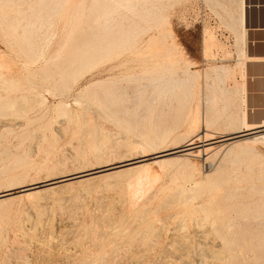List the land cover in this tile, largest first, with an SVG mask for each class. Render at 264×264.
I'll return each instance as SVG.
<instances>
[{"label":"rangeland","instance_id":"374dc122","mask_svg":"<svg viewBox=\"0 0 264 264\" xmlns=\"http://www.w3.org/2000/svg\"><path fill=\"white\" fill-rule=\"evenodd\" d=\"M98 1L99 0H67L63 3V5L58 7V9L54 10L50 9V7H56V5H53L54 3L45 2L47 5H49V9L45 8V11H48L47 14H50L51 17L45 15L46 12H42L43 14L45 13L44 15L48 17H45L44 23H48L49 21H51L52 25L49 26L48 24H46V29V26L41 27V22H38L39 25L37 24L35 28H30L31 30L36 31L34 37L36 43H38L39 46L37 44L36 45L40 48H38L34 44H31L35 47L33 46L32 49H28L24 43V34H20L23 31L25 33V28L21 27L18 29L17 33H19V35L16 32L15 34L13 32L11 33L10 31L12 30L6 27L3 19L1 20L3 16H0V23L3 21L4 29L3 32H1L0 29V59L3 60L4 63V66H0V191H3L0 193H8V196H10L0 199V264H42L43 262L45 264H106L111 260L112 262H110L109 264H187L186 262L189 258L190 260L188 261V264L190 261V264H197L199 259L201 260H199L201 264H264V142H259L254 145L255 153L258 154L252 153L253 155L249 154L245 155L244 157L242 156L239 158L240 160L238 159L239 161L231 158L219 171L217 170V166L221 162L223 151L225 150V146H219L223 143L228 144L235 140V138L223 141L221 143H212L214 147L207 151L209 153L207 155H204V153L197 155L196 150L198 148L196 147L195 149H193L194 153L186 157V160L191 163L190 166L192 168H190V166L188 167V169L190 170L185 169L186 167H184V164L182 163V160L184 158L182 157L183 159H181V156L170 155V157H165V160L163 161V163H165L160 164L162 167L158 163L153 162L155 160V158L153 157L155 155V151L159 152L166 148L172 149V147L174 148L179 145L183 146L190 137H193V133L194 136L198 133L201 134V132L204 130V127L208 130H213L212 132L216 131L215 139L213 140H217L221 137L227 136L224 135V131H227L229 127H234L235 125H237L243 115L247 116L246 114L241 113L242 104L240 105L241 98L239 97L236 83L237 73L240 72V69L236 68L237 60L239 58L237 48L238 42L237 34L231 27V25L234 23L233 19L237 16L238 2L235 1L238 0H104L102 1L101 12L99 15H97V13L95 12V7L97 6ZM0 2L7 5L5 9L7 12L5 13L10 12L13 15L16 14L14 11H17V9H19L21 2H24L23 5L21 4V9L24 7L23 10L27 9L25 10V12L28 13H26V15L24 16L26 20L23 23L24 25L30 21H37V15L40 14L39 11H32V9H28V0H0ZM34 2L36 3V0H30L29 4L32 3L30 6H36L40 1L38 0V4H35ZM133 2L136 3L135 5L138 4L136 11L140 12V16L138 15V13H136V11H134L133 14V10H130L129 7H125L130 3L134 5ZM13 3L16 5H18L19 3V7L15 6ZM119 3L127 5L124 6L122 4L120 5ZM82 6L83 8L81 9ZM139 6L140 8L143 7L142 11H140L141 9L139 8ZM8 7H10V9ZM80 12L83 15V17L81 18L83 19L85 16L86 19L82 20L80 18V20L82 21V25H77V27L79 26L80 28H77L76 30L75 27L76 24H78V22L76 23V19L79 18V16H82ZM145 12L146 15L147 13H149L150 16L145 17ZM108 13H111L112 16L116 18V21L119 20L117 21L118 23L116 22L117 27L115 26L111 32H108L104 28L105 26H98L95 21L97 19L101 21ZM77 14L80 15L78 16ZM152 15L156 17V21L154 20V17ZM129 20H132L133 23ZM139 23L140 27L138 25ZM122 24L127 28H122ZM118 25H120V27H118ZM39 26L42 29L36 30V28ZM97 27L100 28L98 32ZM91 28L92 33H90L89 37L88 34ZM101 28L102 30H105L102 31ZM115 28H118V31L115 30ZM157 28H159V31ZM73 29H75L79 35L76 34ZM80 29L81 31L83 30V32L87 31L85 37H81L83 36V34L81 35ZM160 29H162V32L160 31ZM165 29H167V31H165ZM45 30L47 31L45 32ZM158 32L162 34H158ZM43 33L46 34L44 35ZM70 33H72V39H70L69 37L71 35ZM42 34L44 35V39L42 36H40ZM73 34L75 36H73ZM1 35H3V39ZM76 35L77 37L80 36L81 38H77ZM86 36L88 39L86 38ZM173 36L175 39L170 38ZM73 37L74 39L76 37V39L74 40ZM82 38L87 40H84ZM79 39H82L81 44L78 43ZM149 39H153L154 41H152V43H154L152 44ZM8 40L9 43L6 42ZM69 40H73L75 42L71 41L70 43ZM41 42L43 43L41 44ZM87 42H89V45L93 46L94 48L91 50L92 57L89 62L90 64L81 66L79 64L80 61L77 60L76 64L73 66L71 63V59L74 58L76 53L81 52V48L86 45ZM147 42L149 45L164 44L166 46H174L176 44L175 46L178 49V54L181 53L180 55L182 56H179L181 62L179 61V63L176 65L175 69L177 70V72L175 73L174 78L183 79L184 76L185 78L188 77V75H186L187 71H190L189 73H195L196 71V73H199L197 76L199 80H197V77L195 79L190 78L191 81H194V86L187 87L188 85L182 84L181 88L174 89V91L177 92L178 97H175L176 100L174 101L173 107H170L171 109L168 107V104H165L164 107L161 106L158 108H153L155 111L152 109L153 111L150 110L152 112L148 111L140 114L137 113L136 116H132L129 118L121 117V122H118L116 121V119L112 118L110 114H108V116L107 113H105L101 108H98V110H96L97 105L95 104L96 99L94 96H96V94L101 91L100 82H102L103 80L109 81L118 78L121 79L127 76L128 73L137 72L136 74H139L141 70L140 65L135 61H128L127 64L130 65V67L125 62V65L118 64L119 60L116 59L114 61L117 65L114 62L116 66L112 68L113 70L110 69V72L108 67L110 66L109 64H111V62L109 63V61H107L103 64H98V56L100 54V51H102L104 47H107L109 45H121L125 47L127 45H138L139 43V45L145 46L148 45ZM11 47L13 49H11ZM125 57L126 59H130L128 54L126 56H121L119 59H124ZM182 61H184L185 64ZM132 63L134 65H136L137 63V65L139 66H134ZM187 64H189L190 66ZM224 64L235 68L234 75L231 76V78L227 79V82H224L225 84L218 79L214 70L217 66ZM120 65H122L121 67H125H123V69H125L124 71L128 72L127 74L126 72L122 71L123 69L120 67ZM179 65L181 66L179 67ZM116 67H118V69ZM134 67H136V69ZM185 69L188 70L185 71ZM113 71L115 75L112 74ZM119 71H122V73H119ZM203 72L208 73V79H205ZM202 76L204 77V79L202 78ZM219 87H223L224 89L222 93L225 94L226 92L227 94H225L224 97L222 96L223 102L216 105L217 107L215 108L217 109H210V107L206 104V100H208L210 94H212L214 90H219ZM189 88L190 90H192L191 94L194 96H192V98H190L189 102L186 104V102L183 101V98H185L187 90ZM234 91H236L237 93H235ZM90 92L92 94V97ZM37 93L40 95L43 94L42 96L44 97V99L46 98L43 104H38L36 102L38 104L37 105L35 103V101L37 100H34L35 98L33 96ZM171 94L172 92L169 91L167 96H170ZM179 96L181 98H179ZM225 96L228 98V100ZM27 97H29L28 99L33 97V100H28ZM4 98H9L10 100H6ZM13 99H19L20 105H22L25 110L23 109V107L19 106L18 103V106L21 107H17L18 113L12 110H9L5 113L3 107H5V105H9V103H11ZM167 101L169 102V99ZM86 102L91 105H89L91 108H94L92 110L93 114H91L92 111H89L92 117L87 114L88 112H84L85 109L82 110L83 103H85L86 107H89L87 106ZM92 103L95 105H93ZM184 105H186L187 107ZM61 106H64L66 108V114H62ZM184 107L186 108L184 109ZM195 108H199L197 110H200L199 112H201L197 118L195 116ZM207 108H209L211 112L207 110ZM219 111L220 114H222L221 117ZM207 112L210 116L214 117L215 120L213 121V124H215V126L212 125L211 122L210 124L212 126L207 127L206 122L201 121L202 116L205 117V114ZM81 113L85 115L88 120L91 118L93 120L88 121L87 118L85 119V116L83 117ZM83 119L87 120L86 123ZM138 122L140 124H138ZM133 123L137 128H135ZM227 123L231 124V126L229 125L228 127ZM128 124H130L131 127ZM156 125H158V127ZM170 126L172 127L169 128ZM139 129L141 132L139 131ZM158 129L160 130L158 131ZM133 131H135L136 134H134ZM221 132H223V134H221ZM259 132H264V130H261ZM149 133H158V135H160L156 143H153V140L145 139V136ZM164 133H166V136L162 137V134ZM243 136H240L238 138H242ZM199 139L196 140V143L194 145L203 144L202 139ZM130 140L132 143L130 142ZM134 141H139L141 144L139 142L138 144L140 146L144 144V147H140L139 145L137 146V143H134ZM128 144L130 145V147ZM110 146H112V148ZM138 148L140 150H143L142 153L140 151L137 152L139 150ZM223 148L224 150L221 151V153L219 150H222ZM216 151L218 155H216ZM105 154L107 156H105ZM141 155L147 158L146 162H149V167L152 174H154L155 176L159 175V179H157L158 176H156V179L158 180L157 183L155 182L156 180H152L155 183V187L153 186L154 183H152L153 185L149 186L148 189L147 187H144L145 190H143L142 186H148L151 182L145 185V181L143 184H141L142 186L137 183L135 178H137L138 180V177H140L142 173V176L146 174V171H144L143 169H127L128 166H125L122 167L123 169H125V171L118 174L117 172H114L116 171V169H108L106 171L104 170L105 168L107 169L109 167H112L113 165H119L122 162L125 163L129 159H132L134 157L139 158ZM207 156L209 158L205 159L207 158ZM166 158L171 159L173 161V164L171 163L172 161L170 162V160L166 161ZM232 160H234V162H232ZM181 169L183 170L182 172ZM83 170L84 172L82 173L92 171L94 172L97 170L102 171L97 172L98 174L94 173L89 175H93V179H91V183L85 182L87 185L85 183L84 185L82 183L78 184L79 182L77 183V180L81 177L73 179L72 182L75 183H73V185H71L70 187H56L60 185V182H56L58 181V178L54 179L55 183H52L50 185L48 184L50 181H53L49 180L51 178H55L68 173L74 174L78 171L81 172ZM179 171L181 173H179ZM165 172H167V174H171L173 172L174 178H171V181H169V177H171L173 173L171 175H168V179L167 176H165ZM85 177L86 176H84V178ZM35 182H42V186L36 189H32L31 192L39 189L40 191H35V193L33 194L29 193L30 191H25V193L23 191L22 193V188L31 186V184L33 186V183ZM132 183L134 184V189H137V187H141L140 189H142L144 194H142L143 192H141V194L140 192H138L137 195L129 193L130 191L128 192L127 187ZM89 184L90 186L92 185V188L88 186ZM156 185H159L160 188H158L159 186L157 187ZM179 187L184 188L187 192L186 194L189 196L188 201H182L184 203V206H181L182 210L179 209L181 201H179L180 203L177 202V200H180L182 198L178 199V196L177 200L175 201V197L177 196L176 193L178 192L177 188ZM83 188L87 189L82 190ZM175 188L177 191L175 190ZM57 189L60 191H57ZM151 189L152 191H154L153 193L156 192V194H154L155 197L152 195L154 198L149 195L150 193L147 194L148 191L152 192ZM155 189L157 190L155 191ZM131 192L133 191L131 190ZM11 194H13L14 197L11 196ZM133 195H136L137 197L135 196L134 198ZM143 195H145V197L146 195H148L149 199L152 197L150 200L153 201L151 202L148 199V201L145 202L146 200H144L145 197ZM169 196L172 197L170 198ZM156 197H158L157 200ZM173 197L175 204L177 203L176 205L173 204ZM111 198H113L112 200L119 199L117 201V203H119L117 204L115 200V205L113 203L114 201L111 202L109 200ZM136 198L139 199V202ZM164 198L166 200L170 199V201H168L170 202V204L167 203V210L165 209V207H160L163 203L166 202V200L165 202H162ZM140 199L143 201H140ZM159 199H161L162 203ZM108 200L115 206L112 207ZM126 200L127 203L125 204L124 201L126 202ZM134 200L138 203L136 206ZM35 201H39V203L37 204ZM107 201L109 202L108 206L106 204ZM32 202L35 203L36 206L35 204L33 206ZM30 203H32L31 206ZM77 203L79 204V206L82 205L83 207H79ZM123 203L126 207H130L131 209L135 206V210L140 203L144 204L145 206L148 204L149 205L146 206V208L148 207V209L146 211L147 213H145V206H142L140 204L142 209L140 208V206H138L139 209L137 207L138 211L136 210V212L138 213L139 210H144V213L142 211V213H138L139 216L137 215V213H134V216H132L130 214L134 209L131 210L130 208H125ZM128 203H131V205L133 206H131L130 204V206L127 205ZM187 203H189V205H187ZM76 204L77 206H75ZM178 204H180L179 207H177ZM104 205H106V207L108 208L109 206H111L110 208L112 210L115 207V211L113 210L112 212L116 213V219L114 218L115 215L111 212V210L106 208ZM116 206L119 207V210L116 208ZM174 206L176 208H173L172 211L177 214L173 212L172 215H170L172 211L169 212L168 210H170V207L172 208ZM156 207L157 210L155 213L154 209H156ZM160 208L163 211L160 210ZM76 209H78L77 213ZM102 209H107L111 213L104 214L105 212L107 213V211L104 212V210ZM126 209H129V211L131 210V213H127L128 217L125 213L128 211H126ZM164 209L166 213H169L167 214L168 216H165L166 213H163ZM99 210L103 211V213H101L103 214V218L100 216L101 214L98 213L100 212ZM94 211L100 215L94 213ZM157 211L160 212L159 215ZM90 212L94 214L92 215L91 213V217L96 215L97 218L100 216V218L102 219H104V215H114H111V217H113L114 219L111 218L109 221L107 220L110 225L106 223L107 221L105 219L104 221L106 222L98 218V220L100 219L105 223L103 224L104 226L108 224L109 227L108 225L107 227L110 228H106L107 231L105 228L104 230L101 229L103 231H106L107 233L105 234L104 232L105 238L103 243H101L99 247L93 246V243L91 244V241L88 240L90 231L89 229H91L94 222L93 220H91L90 214H88ZM120 214L121 218L119 217ZM155 214H157V217ZM183 214L185 215V218L182 216ZM74 215H76V219L74 218ZM87 215L90 218H87ZM193 215L195 219L201 217L202 221L198 218L199 221H201L199 225L197 223L199 222L197 221L198 219L195 223ZM131 216L132 219H130ZM145 216L146 220L149 217V222L145 220ZM122 217L124 218L122 219ZM126 217L131 220H129V224H127L128 226L126 225ZM134 218L135 221H133ZM138 218L143 220L141 221L139 219L141 221V224L137 222ZM181 220L183 221V224ZM112 222L113 225H111ZM119 222L121 224L119 227L121 228L122 226V230L117 227ZM147 222L150 224H148ZM88 223L91 226H88ZM124 223L126 225V228L124 227ZM144 223L147 224V227L146 224L144 226ZM100 224L97 225L98 229L103 227V225L102 227H99ZM225 224L227 225L225 226ZM159 225L161 228L159 227ZM150 226L152 227L149 228ZM179 226H181V228ZM137 227H139L142 232L141 235L145 236V239L143 237V240H140V238L137 239V237H139L140 235L138 234L140 230ZM18 229L23 234H19L20 232H17L19 231ZM148 229L149 235L148 232H145L146 230L148 231ZM115 230L118 231V233ZM134 231L136 232L134 233ZM85 232L88 233L87 236L85 235ZM184 232H187L188 234L186 233L185 236H188L182 237V235H184ZM113 233L117 235L115 236ZM145 233H147L148 236H146ZM180 233L182 234L180 235ZM14 234H17V236ZM154 234L158 235L155 236V239L153 238V240L150 237H152V235L154 236ZM119 235L121 237L124 235L126 240L124 239V236L121 238ZM196 235L198 236V238ZM148 237L149 239L153 240V243L151 240V242L148 240ZM134 238H136V242H131L135 241ZM196 238L198 239V241L196 240ZM18 239L20 241H18ZM116 239H118V241ZM178 239H180L182 243ZM109 240L110 242L109 244H107ZM111 240L112 245L114 244V248L113 246H111ZM139 240L141 242H139ZM78 241L80 245L78 244ZM119 242L121 243V245ZM117 244L119 245V248ZM192 244L195 246L197 244V246L194 247ZM91 245L92 248H88ZM191 245L193 246V248ZM108 246L110 250L106 251L107 253L109 252V255L105 253V248H107ZM189 246L192 248V250H190L191 248H188ZM94 247L96 249L98 248L97 251H95L96 249H93ZM110 247L116 250L114 251ZM181 247L184 249L181 250ZM174 248L179 249V252H177V249L175 250ZM88 249L91 250V252L88 251ZM92 249L94 250L93 252H96L95 254L92 252ZM193 250L194 253L196 252L195 254L191 253L193 252ZM181 251L186 252L187 255L184 252L183 254H181ZM88 252H90V255H88ZM103 252L105 253V257L107 255L106 259L103 258ZM176 253H179V255ZM173 254H176V257H174ZM112 256H114L113 259H111ZM184 256L186 259H183ZM192 257L195 259H193ZM85 258H87L89 262L85 260ZM191 258L193 260H191ZM102 259H104L103 261L106 260L105 263L102 262ZM135 259L136 262L138 260L137 263L135 262ZM178 259H180V261ZM81 260L83 261L81 262Z\"/></svg>","mask_w":264,"mask_h":264},{"label":"bare ground","instance_id":"6f19581e","mask_svg":"<svg viewBox=\"0 0 264 264\" xmlns=\"http://www.w3.org/2000/svg\"><path fill=\"white\" fill-rule=\"evenodd\" d=\"M5 1V0H4ZM29 1L30 0H28V9H32V11H39L40 12V14H38L37 15V21H30V22H27L25 25L23 24L24 23V21H26L25 20V18H24V16L26 15V13L27 12H25V10H27V9H24L23 10V8L21 9V4L23 5V3L21 2V4H20V7L18 6L19 5V3H18V5H16V4H14L15 6H18L19 7V9H21V10H19V9H17V11H14L16 14L15 15H13L12 13H10V12H8V13H5V12H7L5 9H6V6L7 5H5L4 3H1L0 4V16H3V18H1V20L3 19L4 20V24L6 25V27H8V29L10 28V30H12V31H10L11 33L13 32L14 34H15V32L17 33V31H18V29L19 28H21V27H23V28H25V33H24V31L23 32H21L20 34H24V43H25V45L27 46V48L28 49H32L33 48V46L34 45H38V43H36V41H35V30H31L30 28H35V26L38 24V22L40 23V25H41V27H44V26H46V29H47V25L46 24H48L49 26H51L52 25V23H51V21H49L48 23H44V19H45V17H51V15L50 14H47V12L48 11H45V8H48L49 9V5H47L45 2H47V3H54L53 5H56V7L55 6H53V8L52 7H50V9L51 10H54V9H58V7H60L61 5H63V3L64 2H66L67 0H39L40 2H39V4L37 3L38 2V0H36V3L38 4V5H36V6H30L31 4H29ZM100 1V2H99ZM98 1V4H97V6L95 7V12L97 13V15H99L100 14V12H101V8H102V1H104V0H99ZM121 1V0H120ZM129 1V0H128ZM136 1V0H135ZM242 1L243 0H238V1H235V2H240V7H238V10H239V8H241L242 7ZM3 2V1H2ZM6 2H8V1H6ZM10 2V1H9ZM83 2H85V1H83ZM95 2V1H94ZM12 3V2H11ZM35 3V2H34ZM35 3V4H36ZM116 3V2H115ZM123 3V2H122ZM122 3H119L120 5L122 4ZM134 3V5L133 4H128V6H125V5H127V4H122V5H124L125 7H129L130 8V10H133V14H134V11H136L137 10V7H138V4L137 5H135L136 3L135 2H133ZM10 4V3H9ZM44 4V5H43ZM85 4V3H84ZM117 4V3H116ZM12 5V4H11ZM11 5H9V6H11ZM14 5H13V7H14ZM96 5V4H95ZM143 5V4H142ZM141 5V6H142ZM45 6V7H44ZM116 6V5H115ZM114 6V7H115ZM239 6V5H238ZM13 7H11V8H13ZM27 7V6H26ZM55 7V8H54ZM86 7V6H85ZM122 7V6H121ZM146 7V6H145ZM9 9H10V7H8ZM16 8V7H15ZM83 8V6L81 7V9ZM118 8H119V6H118ZM117 8V9H118ZM123 8V7H122ZM139 8H140V6H139ZM142 8L143 7H141L140 9V11H142ZM116 9V10H117ZM126 9V8H125ZM149 9V8H148ZM121 10H123V9H121ZM129 10V11H130ZM236 10V9H235ZM30 11V10H29ZM113 11V10H112ZM126 11H128V10H126ZM13 12V11H12ZM42 12H46V14L45 15H47V16H45ZM150 12V11H149ZM31 13V12H30ZM82 13H83V11H82ZM82 13L80 12V14L82 15ZM114 13V12H113ZM136 13H138V15L140 16V12L138 11H136ZM239 13V12H238ZM28 14V13H27ZM79 14V15H80ZM86 14V13H85ZM94 14V13H93ZM78 15V14H77ZM78 15V16H79ZM121 15V14H120ZM119 15V16H120ZM125 15V14H124ZM137 15V14H136ZM136 15H134V16H136ZM118 16V17H119ZM145 17H148V16H150V14L149 13H147V15H146V12H145V15H144ZM153 16V15H152ZM47 17V18H48ZM75 17V16H74ZM81 17H83V15L82 16H79V18H77V16H76V18L78 19H76V23L78 22V24H76V30H77V28L79 29L80 27L79 26H81L82 25V21L80 20V18ZM154 17V16H153ZM152 17V18H153ZM132 18H133V16H132ZM137 18H138V16H137ZM155 18L156 17H154V20H155ZM75 19H74V21H75ZM82 19V18H81ZM83 19H86V17L84 16V18ZM82 19V20H83ZM135 19V18H134ZM145 19V18H144ZM54 20V19H53ZM121 20V19H120ZM125 20V19H124ZM133 20V19H132ZM132 20H129L130 22H132ZM147 20V19H146ZM146 20H144V21H146ZM149 20H150V18H149ZM164 20V19H163ZM234 20V23L231 25V27H232V29H234V31H235V33L237 34V40H239L240 39V35L238 36V31H239V28H238V18H237V16L233 19ZM81 21V22H80ZM96 21V23H97V25L98 26H105L104 28L108 31V32H111L113 29H114V27L116 26V24L118 23L117 21H119V20H117L116 21V18L115 17H113L112 16V14L111 13H108L106 16H105V18L104 19H102L101 21L100 20H95ZM128 21V20H127ZM156 21V20H155ZM154 21V22H155ZM117 22V23H116ZM135 22H136V20H135ZM137 22H138V19H137ZM166 22V21H165ZM95 23V24H96ZM133 23V22H132ZM131 23V24H132ZM141 23V22H140ZM140 23L138 24L139 25V27H140ZM88 24V23H87ZM121 24V23H120ZM0 29H1V32H3L4 31V29H3V21L0 23ZM39 25V24H38ZM77 25H79L78 27H77ZM96 25V26H97ZM122 26V28L124 27L123 26V24L121 25ZM129 26H131V25H129ZM117 27V26H116ZM118 27H120V25H118ZM138 27V28H139ZM160 27V26H159ZM29 28V29H28ZM87 28V27H86ZM94 28V27H93ZM98 28V27H97ZM124 28H127L126 26L124 27ZM163 28V27H162ZM38 29H42V28H40V26L39 27H37L36 28V30H38ZM90 29V28H89ZM104 29V30H105ZM158 29V31H159V28H157ZM24 30V29H23ZM74 31H75V33L76 34H78V32H76V30L75 29H73ZM86 30V29H85ZM98 30H100V28H98L97 29V32H98ZM101 30H102V28H101ZM104 30H102V31H104ZM115 30H117L118 31V28L116 29L115 28ZM162 29H160V31H161ZM44 31V30H43ZM47 30H45V32H46ZM74 31H73V33H74ZM80 31H81V29H80ZM79 31V32H80ZM165 31H167V29H165ZM164 31V32H165ZM72 32V31H71ZM85 32V31H84ZM83 32V30L81 31V35L83 34V36H81V37H85V34H87L86 32L84 33ZM162 32V31H161ZM90 33H92V28H91V30H90V32H89V34H88V36L90 37ZM93 33H94V29H93ZM99 33H100V31H99ZM160 32H158V34H159ZM18 35H19V33H17ZM22 34V35H23ZM44 34V33H43ZM40 35V36H44V35ZM71 35L69 36L70 37V39H72L71 38V36H72V33H70ZM158 34H157V36H158ZM160 34H162V33H160ZM165 34V33H164ZM79 35V34H78ZM98 35H100V34H98ZM103 35V34H102ZM156 35V34H155ZM155 35H153V36H155ZM12 36V35H11ZM38 36H39V34H38ZM73 36H75L74 34H73ZM93 36V35H92ZM1 37H2V39H3V35H1ZM5 37V36H4ZM42 37H40V38H42ZM76 37H77V35H76ZM76 37H75V39H76ZM78 37H80V36H78ZM77 37V38H78ZM80 37V38H81ZM167 37V36H166ZM14 38V37H13ZM45 38H46V36H45ZM86 38H87V36H86ZM159 38H161V37H159ZM162 38H164V37H162ZM170 38H174V36L173 37H170ZM37 39V38H36ZM43 39H44V37H43ZM73 39H74V37H73ZM74 39V40H75ZM82 39H84V38H82ZM82 39L80 40L79 39V44H81V42H82ZM88 39V38H87ZM87 39H84V40H87ZM106 39V38H105ZM108 39V38H107ZM154 39V38H153ZM150 40L151 41V43H152V41H154V40ZM167 39V38H166ZM168 39H169V37H168ZM175 39V38H174ZM7 40V39H6ZM38 40V39H37ZM48 40V39H47ZM111 40H112V37H111ZM156 40V39H155ZM165 40V39H164ZM22 41V40H21ZM68 41V40H67ZM70 41V43H71V41H73V40H69ZM89 41V40H88ZM107 41V40H106ZM6 42H8L9 43V40L8 41H6ZM73 42H75V41H73ZM149 42V41H148ZM148 42H147V44H148ZM156 42V41H155ZM11 43V42H10ZM43 42H41V44H42ZM69 43V42H68ZM77 43V44H78ZM84 43V42H83ZM126 43V42H125ZM124 43V44H125ZM150 43V44H151ZM154 43V42H153ZM152 43V44H153ZM31 44H34V45H31ZM40 44V45H41ZM123 44V45H124ZM135 44H137V43H135ZM163 44V43H162ZM166 44H167V42H166ZM169 44V43H168ZM174 44V43H173ZM10 45V44H9ZM36 45V46H37ZM176 45V44H175ZM173 46V45H145V46H143V45H139V43H138V45H127V46H121V45H109V46H107V47H104L103 49H102V51H100V54H99V56H98V64H103V63H105V62H107V61H109V63L111 62V64H109L110 66L108 67V69H109V71H110V69L111 70H113L112 68L114 67V66H116L117 64H116V62L114 61V60H116V59H118L117 61H118V64H124L125 65V63L127 64V62L128 61H135V62H137L139 65H140V73L139 74H136L133 70V72L134 73H128V72H126V71H124L125 69H123V67H121L122 65H120V67L123 69L122 71H124V72H126V74L128 73V75L127 76H125L124 78H118V79H115V80H109V81H105V80H103L102 82H100V89H101V91H99V90H97V91H99V93L98 94H96V96H94L95 97V99H96V110H98V108H101L105 113H107V115L108 114H110L111 116H112V118H114V119H116V121H118V122H121L120 121V119H122L121 117H132V116H136V114L138 113V114H140V113H144V112H152L154 109L153 108H155V107H161V106H163L164 107V105L165 104H168L169 106V108L172 106L173 107V104H174V101L176 100V98L178 97V94H177V92H175L174 91V89L175 88H181V86H182V84H186V85H188L187 87H191V86H194V81H191L190 80V78H196L197 76H198V72L196 73V71H195V73H189L187 70L189 69V67H188V69L186 70L185 69V71H187L186 72V75H188V77H186L185 78V76H184V78L183 79H179L178 77H176V78H178V79H175L174 78V76H175V73L177 72V70L175 69L176 68V65L179 63V61H180V57L179 56H182V55H180V54H178V49L176 48V46ZM13 46V45H12ZM39 46V45H38ZM37 46V47H38ZM178 46V45H177ZM238 47L240 46V45H237ZM35 47V46H34ZM237 47V48H238ZM38 48H40V47H38ZM11 49H13L12 47H11ZM92 49H94L93 48V46H91V45H89V42H87V44L86 45H84L82 48H81V52H78V53H76L75 54V56H74V58H72L71 59V63H72V65L74 66L75 64H76V61L77 60H79L80 61V65L81 66H86V65H88V64H90L89 62H90V59H91V57H92ZM180 50V49H179ZM15 51V50H14ZM17 52V51H16ZM27 52V51H26ZM72 52H74V51H72ZM242 52V50L240 51V53ZM18 54V53H17ZM128 54L129 55V57H130V59L128 58V59H126V57L124 58V59H119L121 56H126V55ZM32 57V56H31ZM36 57H39V56H36ZM35 57V58H36ZM185 57V56H184ZM35 58H34V61H35ZM182 58V57H181ZM126 59V60H125ZM183 59V58H182ZM181 59V60H182ZM38 60V59H37ZM96 60V61H97ZM37 62V61H36ZM92 62V61H91ZM114 62H115V64H114ZM125 62V63H124ZM181 62V61H180ZM183 63H184V61H182ZM130 63V62H129ZM134 63V62H133ZM132 63V64H133ZM137 63H136V65H134V66H139V65H137ZM95 64V63H94ZM185 64V63H184ZM105 65V64H104ZM108 65V64H107ZM128 65V64H127ZM126 65V66H127ZM132 65V66H133ZM182 65V64H181ZM181 65H179V67L181 66ZM187 65H189V64H187ZM0 66H4V63H3V60H1L0 59ZM103 66V65H102ZM128 66H130V65H128ZM190 66V65H189ZM131 67V66H130ZM86 68V67H85ZM89 68V67H88ZM87 68V69H88ZM107 68V67H106ZM117 69H118V67H116ZM125 68V67H124ZM135 69H136V67H134ZM139 68V67H138ZM215 68V67H214ZM128 69V68H127ZM181 69V68H180ZM106 70V69H105ZM120 70V69H119ZM138 70V69H137ZM176 70V71H175ZM179 70V69H178ZM215 73H216V76L218 77V79L221 81V82H227V79H229V78H231V76H233L234 75V72H235V68L233 67H230V66H227L226 64H224V65H219V66H217L215 69ZM101 71V70H100ZM118 71V70H117ZM122 71H119V73L121 72L122 73ZM128 71V70H127ZM208 71V70H207ZM52 72V71H51ZM102 72V71H101ZM111 72V71H110ZM211 72V71H210ZM209 72V73H210ZM185 73V72H184ZM204 73V72H203ZM106 74V73H105ZM107 74H108V72H107ZM112 74H114L115 75V73H114V71H113V73ZM211 74V73H210ZM110 75V74H109ZM200 76H201V74H200ZM204 77H205V79H208L209 78V75H208V73L206 72V73H204ZM204 77L202 76V78L204 79ZM234 79V78H233ZM197 80H199L198 79V77H197ZM74 81V80H73ZM208 81V80H207ZM233 81V80H232ZM235 83V82H234ZM197 84V83H196ZM225 84V83H224ZM214 85V84H213ZM215 86V85H214ZM83 88V87H82ZM235 88V87H234ZM48 89V88H47ZM46 89V90H47ZM95 89V88H94ZM194 89V88H193ZM216 89V88H215ZM223 87L221 88V87H219V90H214L213 92H212V94H210V96H209V98H208V100H206V104L210 107V109H212V108H215V107H217L216 105H218L219 103H222L223 102V99H222V96L224 97V95L225 94H227L226 92H225V94H223L222 93V91H223ZM29 90H31V89H29ZM34 90V89H33ZM32 90V91H33ZM235 90V89H234ZM31 91V92H32ZM37 91V90H36ZM97 91H95V92H97ZM169 91H171L172 92V94L170 95V96H167V94H168V92ZM191 91L192 90H190V88L187 90V93H186V96H185V98H183V101H185L186 102V104L189 102V99L190 98H192V96H194V95H192L191 94ZM235 93H237L236 91H234ZM35 93V92H34ZM49 93H50V91H49ZM90 94H91V92H90ZM194 94V93H193ZM32 95V94H31ZM43 95V94H42ZM42 95H40V94H34V100H37V101H35V103L37 102L38 104H43L44 103V101H45V99H44V97L42 96ZM93 95H95V94H93ZM237 95V94H236ZM33 97L32 98H30V99H28L29 97H27V99L28 100H33ZM91 97H92V94H91ZM176 97V98H175ZM226 97V96H225ZM228 97H230V96H228ZM179 98H181L180 96H179ZM227 98V97H226ZM226 98H225V100H226ZM4 99H6V100H10L9 98H4ZM169 99V102L167 101ZM231 99H232V97H231ZM231 99H230V101H231ZM192 100V99H191ZM227 100H228V98H227ZM179 101H180V99H179ZM91 102H92V100H91ZM184 102V103H185ZM228 102V101H227ZM18 103H19V99H13V101L11 102V103H9V105H5V107H3V110L5 111V113L7 112V111H9V110H12V111H16L17 113H18V108L17 107H19V106H21V107H23L22 105H20V103H19V106H18ZM36 103V104H37ZM93 103H94V101H93ZM92 103V104H93ZM183 103V102H182ZM37 104V105H38ZM82 104V103H81ZM86 104H87V106H89L90 104L88 103V102H86ZM95 104H93V105H95ZM225 104H227V103H225ZM84 105H85V103H83L82 104V107H83V109L82 110H84V112H88L87 114H89L90 116H91V114H93V109L94 108H91L90 106L89 107H86V105H85V108H84ZM182 105V104H181ZM40 106H42V105H40ZM80 106V105H79ZM175 106V105H174ZM183 106V105H182ZM184 106H186V105H184ZM225 106V105H224ZM21 107H19V108H21ZM60 107V106H59ZM162 107V108H163ZM187 107V106H186ZM186 107H184V109L186 108ZM197 107H199V106H197ZM17 108V109H16ZM89 108H90V110H89ZM168 108V109H169ZM23 109H24V107H23ZM23 109H22V111H23ZM61 109H62V114H66V108L64 107V106H61ZM60 109V110H61ZM153 109V110H152ZM171 109V108H170ZM174 109H175V107H174ZM173 109V110H174ZM181 109H183V108H181ZM196 109V108H195ZM197 109H199V108H197ZM196 109V113H195V116H196V118L200 115V113L201 112H199L200 110H197ZM215 109H217V108H215ZM227 109V108H226ZM2 110V111H3ZM20 110V109H19ZM25 110V109H24ZM150 110H152V111H150ZM162 110V109H161ZM207 110H209V108H207ZM3 111V112H4ZM11 111V112H12ZM89 111H92L91 112V114L89 113ZM99 111H101V110H99ZM99 111H98V113H99ZM155 111V110H154ZM157 111V110H156ZM205 111V110H204ZM210 112H211V110H209ZM221 111V110H220ZM220 111H219V114H220ZM224 111V110H223ZM226 111V110H225ZM25 112V111H24ZM95 112V111H94ZM97 112V111H96ZM177 112H180V111H177ZM215 112H218V111H215ZM83 113V112H82ZM81 113V114H82ZM100 113H102V112H100ZM161 113V112H160ZM182 113V112H181ZM95 114H97V113H95ZM95 114H94V116H95ZM218 114V113H217ZM217 114H216V116H217ZM104 115V114H103ZM221 115L222 114H220V117H221ZM82 116L84 117L85 115H83L82 114ZM97 116V115H96ZM109 116V115H108ZM215 116V117H216ZM92 117V116H91ZM105 117V116H104ZM219 117V118H220ZM65 118V117H64ZM87 117L85 116V119H86ZM96 118V117H95ZM111 118V117H110ZM199 118H201V117H199ZM240 118H241V116H240ZM97 119V118H96ZM125 119V118H124ZM237 119V118H236ZM84 120V119H83ZM87 120H88V118H87ZM87 120H84V122L86 123V121ZM89 120H93L92 118L91 119H89ZM88 120V121H89ZM139 120V119H138ZM156 120V119H155ZM215 119H214V117H212V116H210L209 114H208V112L205 114V117L204 116H202V120L201 121H203V122H206V126L207 127H211L212 125H214L215 126V124H213V121H214ZM217 120H219V119H217ZM216 120V121H217ZM239 120V119H238ZM115 121V120H114ZM127 121V120H126ZM126 121H124V122H126ZM133 121V120H132ZM193 121H194V118H193ZM229 121V120H228ZM95 122V121H94ZM135 122V121H134ZM203 122H202V124H203ZM212 122V125L210 124ZM65 123V122H64ZM128 123V122H127ZM219 123V122H218ZM83 124V123H82ZM134 124V123H133ZM138 124H140L139 122H138ZM165 124H166V121H165ZM173 124V123H172ZM171 124V125H172ZM228 124V123H227ZM233 124V123H232ZM235 124V123H234ZM264 124V123H263ZM124 125V124H123ZM127 125V124H126ZM129 126H130V124H128ZM136 125H137V123H136ZM174 125V124H173ZM229 125L231 126V124H228L227 126L229 127ZM134 126H135V124H134ZM139 126V125H138ZM157 127H158V125H156ZM175 126V125H174ZM131 127V126H130ZM132 127H133V125H132ZM160 127H162V126H160ZM172 126H170L169 128H171ZM204 127V126H203ZM135 128H137L136 126H135ZM141 129H142V127H141ZM154 129H156V128H154ZM165 129V128H164ZM204 130L201 132V134H196L195 136H194V133H193V137H190L187 141H186V143L183 145V146H176V147H172V149H168V148H166V149H163V150H161V151H159V152H156L155 151V155L153 156L154 158H155V160L153 161V162H155V163H158L159 165L160 164H164L163 163V161L165 160L164 158L165 157H170V155H176V156H181V159H183L182 160V163L184 164V167H186L185 169H187V170H190V169H188V167L191 165V163L188 161V160H186V157L187 156H189V155H192L193 153H194V151H193V149H195L196 147L198 148L196 151H197V155H200L201 153H204V155H207V154H209L207 151L209 150V149H211V148H213L214 146H213V144L212 143H215V142H218V141H226V140H230V139H232V138H235V140H233L232 142H230V143H228V144H220V146L219 147H221V146H225V150H224V148L222 149V150H219L220 152L221 151H223V157H222V160H221V162L219 163V165L217 166V170L219 171V170H221L222 169V167L223 166H225V164L227 163V161L229 160V159H231V158H233L234 160H237V161H239L240 159V157H244L245 155H249V154H254L255 153V150H254V145H256L257 143H261V142H264V132H259V133H256V134H252V135H249V136H243V135H245V134H243L242 132H244V133H246L245 131H252L253 129H254V125H252V124H250V123H248L247 121H246V118L244 117V116H242V118L239 120V122L237 123V125H235L234 127L232 126V127H229V129L227 130V131H224V135H227V136H224V137H226V139H217V140H213V139H215V132H212L211 130H208L207 128H203ZM212 129V128H211ZM133 130H134V128H133ZM153 130V129H152ZM160 129H158V131H159ZM162 130V129H161ZM132 131V130H131ZM139 131H140V129H139ZM150 131H151V129H150ZM154 131H156V130H154ZM153 131V132H154ZM164 131V130H163ZM166 131V130H165ZM97 132V131H96ZM134 132V134H136L135 133V131H133ZM141 132V131H140ZM143 133V132H142ZM145 133V132H144ZM151 133H152V131H151ZM220 133V132H219ZM89 134V133H88ZM115 134V133H114ZM141 134V133H140ZM217 134V133H216ZM221 134H223V132H221ZM232 134H235V135H232ZM228 135H232V136H228ZM111 136V135H110ZM137 136H139V135H137ZM166 136V133H164V134H162V137H165ZM192 136V135H191ZM240 136H243L242 138H238V137H240ZM122 137V136H121ZM160 137V135H158V133H154V134H147L146 136H145V139H147V140H153L152 142L153 143H156L157 142V139ZM186 137V136H185ZM188 137H189V135H188ZM187 137V138H188ZM126 138V137H125ZM199 138H201L202 139V142H203V144L202 145H194L195 143H196V140H198ZM238 138V139H237ZM79 139H80V137H79ZM144 139V140H145ZM201 139H199V140H201ZM138 140V139H137ZM210 140H212V141H210ZM82 141V140H81ZM133 141V140H132ZM136 141V140H135ZM134 141V143H137V146L139 145L138 144V142L140 141H138V142H135ZM207 141H210V142H207ZM130 142H131V140H130ZM141 142V141H140ZM139 142V143H140ZM147 142H150V141H147ZM127 143V142H126ZM132 143V142H131ZM133 143V144H134ZM159 143V142H158ZM141 144V143H140ZM182 144V143H181ZM129 145V144H128ZM127 145V146H128ZM132 145V144H131ZM136 145V144H135ZM134 146V145H133ZM140 146V145H139ZM143 147H144V144L142 145ZM142 146H140V147H142ZM185 146V147H184ZM111 148H112V146H110ZM129 147H130V145H129ZM146 147V146H145ZM110 148V149H111ZM201 148V149H200ZM137 149V148H136ZM139 149V148H138ZM154 149H156V148H154ZM220 149V148H219ZM94 150V149H93ZM97 150H98V147H97ZM99 150H100V147H99ZM137 151V150H136ZM141 152L142 153V149L140 150H138L137 152ZM210 151H212V150H210ZM209 151V152H210ZM218 151V152H219ZM106 152V151H105ZM207 152V153H206ZM219 152V153H220ZM107 153H109V152H107ZM106 153V154H107ZM113 153V152H112ZM115 153V152H114ZM145 153V152H144ZM222 153V152H221ZM105 154V156H107ZM116 154H117V152H116ZM121 154V153H120ZM140 154V153H139ZM214 154V153H213ZM252 154V155H253ZM255 154H258V153H255ZM80 155V154H79ZM133 155V154H132ZM143 155V154H142ZM140 156L139 158H132V159H129L127 162H125V163H121V164H119V165H113L112 167H109V168H105L104 170L106 171V170H108V169H116V171H114V172H117V174L118 173H123L124 171H125V169H123L122 167H125V166H128V168L127 169H134V168H138V169H143L144 171H146V174L145 175H143L142 176V174H141V176L140 177H138V180H137V178H135L136 179V181H137V183L140 185V186H142L141 184H143L145 181V185H147L149 182H151L150 183V185H148V186H142L143 188V190H145V188L144 187H147V189L149 188V186H151V185H153L152 183H154V181L157 183V179H159V175H156V176H158V178L154 175V174H152V172L150 171V167H149V162L147 163L146 162V157L145 156ZM145 155V154H144ZM215 155V154H214ZM216 155H218L217 154V151H216ZM29 156V155H28ZM27 156V157H28ZM99 156V155H98ZM109 156V155H108ZM196 156V155H195ZM209 156V155H208ZM207 156V158H205V159H208L209 157ZM103 157V156H102ZM183 157V158H182ZM213 157V156H212ZM263 157V156H262ZM29 158V157H28ZM65 158V157H64ZM119 158V157H118ZM153 158V159H154ZM167 159V158H166ZM176 159H179V158H176ZM239 159V160H238ZM89 160V159H88ZM127 160V159H126ZM168 160H170V162L172 161L171 159H167L166 161H168ZM234 160H232V162H234ZM87 161V160H86ZM90 161V160H89ZM149 161V160H148ZM152 162V163H153ZM231 162V161H230ZM172 164H173V161L171 162ZM84 164V163H83ZM61 165H62V163H61ZM61 165H60V167H61ZM228 165V164H227ZM68 166V165H67ZM161 166V165H160ZM194 166V165H193ZM48 167H50V166H48ZM56 167V166H55ZM162 167V166H161ZM57 168V167H56ZM120 168V169H119ZM181 168V167H180ZM183 168V167H182ZM190 168H192L191 166H190ZM212 168V167H211ZM48 171V170H47ZM71 171V170H70ZM99 171H102V170H97V171H92V172H86V173H82V172H84V170L83 171H81V172H76V173H74V174H78V173H82V174H78V175H74L73 173H68V174H63V175H61V176H58V177H55V178H51V179H49V180H53L54 181V179H56V178H58V181H56V182H60V185H58V186H56V187H61V188H65V187H70L71 185H73V183H75V182H72V180L73 179H75V178H77V177H81L80 179H78L77 180V183L78 184H80V183H82L83 185H84V183L85 182H89V183H91V179H93V175L92 176H89V175H91V174H94V173H96V174H98L97 172H99ZM183 170L181 169V172H182ZM7 172V171H6ZM66 172V171H65ZM111 172V171H110ZM180 171H179V173H181ZM3 173V172H2ZM59 173V172H58ZM112 173V172H111ZM173 173V172H172ZM171 173V174H172ZM95 174V175H96ZM110 174V173H109ZM140 174V173H139ZM171 174H167V172H165V176H167V178L169 177L168 175H171ZM60 175V174H59ZM70 175H72V176H70ZM74 175V176H73ZM99 175H101V174H99ZM98 175V176H99ZM113 175V174H112ZM84 176H86L85 178H84ZM97 176V175H96ZM137 176H138V174H137ZM137 176H135V177H137ZM164 176V175H163ZM174 173H173V175H171V177H169L168 179H169V181H171V178L173 179L174 177ZM83 177V178H82ZM94 178H95V176H94ZM98 178V177H97ZM157 178V179H156ZM179 178V177H178ZM82 179V180H81ZM203 179V178H202ZM49 180H46V181H49ZM152 180H154V181H152ZM165 180V179H164ZM175 180V179H174ZM49 182L48 184L50 185V184H52V183H55V181L54 182ZM83 181V182H82ZM177 181H178V179H177ZM203 181V180H202ZM92 182H93V180H92ZM164 182V181H163ZM109 183V182H108ZM134 183V182H133ZM131 184V185H129L128 187H127V189H128V192L129 193H132V194H136L137 195V193L138 192H140V194H141V192H143L142 191V189H140V188H138L137 187V189H134L133 187H134V184ZM165 183V182H164ZM44 184V183H43ZM47 184V185H48ZM86 184V183H85ZM106 184H107V181H106ZM162 184V183H161ZM160 184V185H161ZM177 184V183H176ZM87 185V184H86ZM166 185V184H165ZM192 185V184H191ZM42 186V182H35V183H33V186H32V184H31V186H28V187H24V188H22L21 190H22V193H23V191H24V193H25V191H27V192H29V193H35V191H40V189L39 190H35L34 192H31L32 191V189H36V188H39V187H41ZM88 186H90V184L88 185ZM92 186V185H91ZM90 186V187H91ZM101 186V185H100ZM154 187H155V183H154V185H153ZM152 186V187H153ZM157 186V185H156ZM159 186V185H158ZM157 186V187H158ZM176 186V185H175ZM23 187V186H22ZM86 187V186H85ZM156 187V188H157ZM173 187V186H172ZM92 188V187H91ZM120 188V187H119ZM158 188H160V186L158 187ZM70 189V188H69ZM84 189H87V188H83L82 190H84ZM123 189V188H122ZM124 189H126V188H124ZM237 189H240V188H237ZM90 190V189H89ZM131 190L134 192H131ZM157 189H155V191H156ZM175 190H176V188H175ZM177 190H178V192L176 193V197H175V201L177 200V197H178V199H180V198H182V199H180V200H177V202H179V201H181V205L180 204H178L177 205V207H179V205H180V207L181 206H184V203L183 202H186V201H188V199H189V196L186 194L187 192H186V190L184 189V188H177ZM176 190V191H177ZM46 191V190H45ZM57 191H60V190H58L57 189ZM87 191V190H86ZM85 191V192H86ZM148 191V190H147ZM146 191V192H147ZM151 191H152V189H151ZM167 191H170V190H167ZM166 191V192H167ZM0 192H3V191H0ZM74 192V191H73ZM88 192V191H87ZM126 192H127V190H126ZM154 191H152V192H150V191H148L147 192V194H149V195H153L154 196V194H156V192L155 193H153ZM37 193V192H36ZM153 193V194H152ZM157 193H158V191H157ZM142 194H144V192L142 193ZM25 195V194H24ZM135 195V196H136ZM139 195V194H138ZM180 195H181V197H180ZM190 195V194H189ZM8 196V193H0V199H2V198H6ZM11 196H13V194H11ZM33 196V195H32ZM80 196H81V194H80ZM124 196V195H123ZM126 196V195H125ZM134 196V195H133ZM132 196V197H133ZM135 196H134V198H135ZM144 197H145V195H143ZM150 196V197H151ZM152 196V197H153ZM158 196V195H157ZM173 196V195H172ZM171 196V197H172ZM191 196V195H190ZM8 197H10V196H8ZM14 197V196H13ZM131 197V198H132ZM137 197V196H136ZM139 197H141V196H139ZM148 197V198H147ZM151 197V198H152ZM155 197V196H154ZM153 197V198H154ZM159 197V196H158ZM158 197H156V200L158 199ZM170 197V196H169ZM170 197V198H171ZM64 198V197H63ZM147 198V199H146ZM150 198V199H151ZM30 199V198H29ZM75 199V198H74ZM80 199V198H79ZM113 198H111V199H109L111 202H113L115 205H116V203H117V201L119 200H116V199H114V200H112ZM124 199H125V197H124ZM136 199H138V198H136ZM148 199H149V196L148 195H146V197L144 198V200H146L145 202H147L148 201ZM149 199V200H150ZM166 199H167V197H166ZM165 198H164V200L162 201V202H165V200H166ZM108 200V201H109ZM115 200H116V203H115ZM127 200H128V198H127ZM127 200H126V202L124 201V203L126 204L127 203ZM129 200H131V199H129ZM160 200V202H161V199H159ZM158 200V201H159ZM173 201H174V197H173V199H172ZM171 200V201H172ZM107 201V206L109 205V202ZM135 201V200H134ZM138 202H139V199L137 200ZM137 201H135L134 203H135V206L138 204L137 203ZM140 201H143V200H141L140 199ZM151 202L153 201V200H150ZM149 201V202H150ZM168 201H170V199L169 200H166V202L165 203H163L162 205H161V203H160V207L162 208H164L165 207V209L167 210L168 208H167V203H169L170 204V202H168ZM175 201L173 202V204L174 205H176L175 204ZM183 201V202H182ZM34 202V201H33ZM32 202V203H33ZM37 204L39 203V201L37 202V201H35ZM75 202H77V201H75ZM110 202V205L113 207V206H115V205H113V203H111ZM131 202V201H130ZM144 202V203H145ZM32 203H30V206H31V204ZM82 203V202H81ZM104 203V202H103ZM119 203V202H118ZM117 203V204H118ZM123 203V204H124ZM134 203H132V204H134ZM154 203H155V201H154ZM180 203V202H179ZM182 203H183V205H182ZM34 204L35 203H33V206H34ZM41 204V203H40ZM39 204V205H40ZM45 204V203H44ZM78 204V203H77ZM77 204L75 205V206H77ZM121 204V203H120ZM125 204H124V206H125ZM131 205V203H128L127 205ZM142 206H145L144 204H142V203H140ZM140 204L138 205V206H140ZM146 204V203H145ZM157 204H158V202H157ZM186 204V203H185ZM42 205H43V203H42ZM41 205V206H42ZM47 205V204H46ZM49 205H50V203H49ZM72 205V204H71ZM129 205V206H130ZM149 205V204H148ZM148 205H146V206H148ZM187 205H189V203H187ZM35 206H36V204H35ZM78 206H79V204H78ZM81 206V208L83 207L82 205H80ZM79 206V207H80ZM105 207H106V205H104ZM111 206H109V208L108 207H106V208H108L109 210H111V212L114 210L115 211V207L113 208V210L110 208ZM122 206V205H121ZM131 206H133V205H131ZM134 206V207H135ZM137 206V207H138ZM146 206H145V208H146ZM171 206V205H170ZM132 208V209H134L133 211H132V213L130 212L132 209L130 208V207H126L125 206V208H130L131 210L129 211V209H126V211L127 212H125L126 213V216H127V213H131L130 215H132V216H134V213H137L136 212V210H137V207H136V210H135V208ZM150 207V206H149ZM179 207V209H181L182 210V207L180 208ZM185 207H186V205H185ZM104 208V207H103ZM116 208L118 209L119 207H117L116 206ZM140 208H141V206H140ZM144 208V209H145ZM159 208V207H158ZM160 208V210H162ZM173 208H176L175 206L174 207H170L169 209L170 210H168L169 212H171L172 211V209ZM188 208V207H187ZM29 209V208H28ZM121 209H122V207H121ZM138 209H139V207H138ZM142 209V208H141ZM147 209H148V207L145 209V213H147L146 211H147ZM165 209H164V212L163 213H166V211H165ZM179 209H178V211H179ZM77 210L78 209H76V213H77ZM82 210V209H81ZM102 210H104V212L105 211H107V213L105 212L104 214H108V213H111L109 210H105V209H102ZM119 210V209H118ZM156 210H157V207H156V209H154V212L156 213ZM159 210V209H158ZM159 210V211H160ZM176 210V209H175ZM191 210H192V207H191ZM32 211V210H31ZM74 211V210H73ZM92 211V210H91ZM96 211V210H95ZM94 211V213H97V212H95ZM100 212H98V213H103V211H101V210H99ZM121 211V210H120ZM138 211V210H137ZM143 211V213H144V210H142ZM142 211H140L139 210V212H141L142 213ZM163 211V210H162ZM161 211V212H162ZM178 211H176V212H178ZM66 212V211H65ZM93 212V211H92ZM92 212H90V213H88V214H90V217H91V213ZM122 212V211H121ZM138 212V213H139ZM174 211H172L171 213H170V215H172V213H173ZM75 213V212H74ZM97 213V214H98ZM113 213V212H112ZM125 213H124V215H125ZM138 213H137V215H138ZM157 213H158V215L160 214V212H158L157 211ZM175 213V212H174ZM37 214H38V212H37ZM100 214H98V215H100ZM114 215L116 214L115 212L113 213ZM113 214H109L110 216H106V215H104V219L107 221H109L111 218H113V217H111V215L112 216H114ZM167 214H169L168 212L166 213V215L165 216H168ZM175 214H177V213H175ZM92 215H94L93 213H92ZM102 215L103 214H101L100 216L102 217ZM129 215V216H130ZM144 215V214H143ZM156 215V217H157V214H155ZM75 216L76 215H74V218H75ZM100 216L98 217V218H100ZM106 216V217H105ZM117 215H115L114 216V218L116 217ZM132 216L130 217V219H132ZM139 216V215H138ZM138 216H136V217H138ZM148 216V215H147ZM184 218H185V215L183 214L182 215ZM88 215H87V218H90ZM119 217L121 218V214L119 215ZM125 217V216H124ZM124 217H122V219L124 218ZM128 217V216H127ZM126 217V218H127ZM140 217H141V214H140ZM143 217V216H142ZM155 217V218H156ZM163 217V216H162ZM196 217V216H195ZM77 218H78V215H77ZM98 218H97V216L95 215V216H92L91 217V220H93L94 222H93V226L91 227V229H89L88 231H89V238H88V240L89 241H91V244L93 243V246H100L101 245V243H103V241H104V238H105V234L107 233L106 231H107V229H110V228H108L109 227V223H108V221L106 222V221H104V219H102V218H100V219H102V221H104V222H106V223H108L107 225H108V227H107V225L106 226H104L103 224H105L104 222H102L100 219L98 220ZM113 218V219H114ZM158 218H159V216H158ZM161 218V217H160ZM200 220H201V217H198ZM197 218V219H198ZM204 218V217H203ZM73 219V218H72ZM76 219V218H75ZM98 221H97V220ZM112 219V220H113ZM116 219V218H115ZM129 218H127L126 220H127V223H126V225L127 224H129L128 222H129V220H130ZM137 219V218H136ZM140 218H138V221L137 222H139L140 224H141V221H143V220H139ZM144 219V218H143ZM148 219H149V217H148ZM148 219L146 220V216H145V220L146 221H148ZM166 219V218H165ZM170 219V218H169ZM193 219L195 220V223L197 222V221H199V219L197 220V219H195L194 218V215H193ZM23 220V219H22ZM41 220V219H40ZM90 220V219H89ZM125 220V219H124ZM159 220H161V219H159ZM197 220V221H196ZM205 220V219H204ZM79 221V220H78ZM96 221V222H95ZM101 221V222H100ZM131 221V220H130ZM133 221H135V218L133 219ZM164 221H166V220H164ZM202 221V220H201ZM201 221H199V222H197L198 223V225L200 224V222ZM45 222V221H44ZM82 222V221H81ZM124 222H126V221H124ZM149 222V221H148ZM147 222V223H148ZM181 222H182V224H183V221L181 220ZM203 222H205V221H203ZM47 223V222H46ZM76 223H77V220H76ZM91 223V222H90ZM101 223V224H100ZM225 223V222H224ZM223 223V224H224ZM227 223V222H226ZM89 224V223H88ZM98 224H100L99 225V227H102V225H103V227L102 228H100V229H98ZM145 224L146 223H144V226H145ZM148 224H150V223H148ZM162 224V223H161ZM111 225H113V222L111 223ZM121 224H120V222H119V224L117 225V227H119ZM124 225H125V223H124ZM126 225L124 226L125 228H126ZM152 225V224H151ZM227 224H225V226H226ZM75 226V225H74ZM88 226H91L90 224L88 225ZM115 226V225H114ZM128 226V225H127ZM149 226V225H148ZM183 226V225H182ZM23 227V226H22ZM51 227V226H50ZM135 227V226H134ZM146 227H147V224H146ZM152 226H150L149 228H151ZM159 227H160V225H159ZM180 228H181V226H179ZM178 227V228H179ZM18 228H19V226H18ZM21 228V227H20ZM88 228H90V227H88ZM104 228L106 229V231H103L104 230ZM121 228H122V226H121ZM120 227H119V229L120 230H122ZM124 228V229H125ZM138 229H139V227H137ZM145 228V227H144ZM144 228H143V230H144ZM157 228V227H156ZM161 228V227H160ZM164 228V227H163ZM177 228V229H178ZM184 228V227H183ZM101 229H103V230H101ZM205 229V228H204ZM19 230V229H18ZM101 230V231H100ZM116 230H117V228H116ZM115 230V231H116ZM130 230H131V228H130ZM140 230V229H139ZM151 230V229H150ZM157 230V229H156ZM25 231V230H24ZM27 231V230H26ZM74 231V230H73ZM87 231V230H86ZM123 231H125V230H123ZM122 231V232H123ZM18 233L20 232V230L19 231H17ZM42 232H44V231H42ZM61 232V231H60ZM104 232H105V234H104ZM117 233H118V231H116ZM115 232V233H116ZM136 231H134V233H135ZM140 232H141V230H140ZM140 232H138V234H140L139 235V237H137L138 236V234H137V239H139L140 238V240L142 239V237L145 239V236H142L141 234H142V232L140 233ZM145 232H148V235H149V229H148V231L146 230ZM159 232V231H158ZM180 232V231H179ZM179 232H177V233H179ZM17 233V234H18ZM28 233V232H27ZM86 233V232H85ZM115 233H113L115 236L117 235V234H115ZM119 233H120V231H119ZM176 233V234H177ZM187 233V232H186ZM185 232H184V235H182V237L183 236H185V234H186ZM202 233V232H201ZM17 234H14V235H16L17 236ZM19 234H23L22 232H20ZM18 234V235H19ZM30 234V233H29ZM44 234V233H43ZM78 234V233H77ZM146 234V236H148L147 235V233H145ZM173 234V233H172ZM182 233H180V235H181ZM188 234V233H187ZM198 234H199V232H198ZM79 235V234H78ZM86 236L88 235V233H86L85 234ZM158 234H154V236L152 235V237H150V238H154L155 236H157ZM174 235V234H173ZM15 236V237H16ZM28 236H30V235H28ZM85 236V237H86ZM120 236V235H119ZM124 236V235H123ZM122 236V237H123ZM135 236V235H134ZM141 236V237H140ZM159 236H161V235H159ZM158 236V237H159ZM186 236H188V235H186ZM185 236V237H186ZM197 236V235H196ZM30 237H32V236H30ZM49 237V236H48ZM121 237V236H120ZM121 237V238H122ZM149 237H148V240L150 241L151 239H149ZM173 237V236H172ZM171 237V238H172ZM176 237V236H175ZM185 237H184V239H185ZM195 237V236H194ZM18 238V237H17ZM47 238V237H46ZM87 238V237H86ZM133 238V237H132ZM161 238V237H160ZM181 238V237H180ZM197 238H198V236H197ZM196 238V240L198 241V239ZM199 238H200V236H199ZM202 238H204V237H202ZM115 239V238H114ZM114 239H112V240H114ZM124 239H125V236H124ZM135 239V241H131V242H136V238H134ZM155 239V238H154ZM153 239V240H154ZM188 239V238H187ZM13 240V239H12ZM37 240V239H36ZM49 240V239H48ZM87 240V239H86ZM112 240H111V246H113V248H114V244L112 245ZM117 241H118V239H116ZM126 240V239H125ZM139 240V242H141ZM143 240V239H142ZM153 240H151L152 241V243H153ZM160 240V239H159ZM178 240H180V239H178ZM182 240H183V238H182ZM194 240H195V238H194ZM18 241H20L19 239H18ZM80 241V240H79ZM79 241H78V244L80 245V243H79ZM89 241H88V243H89ZM124 241V240H123ZM150 241V242H151ZM13 242V241H12ZM109 242H110V240L107 242V244H109ZM116 242V241H115ZM121 242V241H120ZM119 242V243H120ZM130 242V243H131ZM143 242V241H142ZM174 242H175V239H174ZM174 242H172V243H174ZM180 242H181V240H180ZM14 243H15V241H14ZM21 243V242H20ZM36 243V242H35ZM85 243V242H84ZM87 243V244H88ZM114 243V242H113ZM122 243V242H121ZM121 243H120V245H121ZM171 243V244H172ZM182 243V242H181ZM187 243H188V240H187ZM187 243H186V245H187ZM197 243V242H196ZM201 243V242H200ZM199 243V244H200ZM203 243V242H202ZM106 244V245H107ZM128 244V243H127ZM134 244V243H133ZM194 244V243H193ZM192 244V245H193ZM12 245V244H11ZM15 245V244H14ZM135 245V244H134ZM140 245V244H139ZM191 245V246H192ZM217 245V244H216ZM16 246V245H15ZM117 246H118V248H119V245L117 244ZM154 246V245H153ZM152 246V247H153ZM177 246H178V244H177ZM180 246V245H179ZM194 247H196L197 246V244H196V246L195 245H193ZM193 246H192V248H193ZM18 247V246H17ZM16 247V248H17ZM22 247V246H21ZM92 248V245L91 246H89L88 248ZM115 247H116V245H115ZM133 247H135V246H133ZM151 247V246H150ZM183 247H185V246H183ZM19 248V247H18ZM76 248V247H75ZM108 248V249H107ZM107 248H105V251L106 250H110L109 249V246L107 247ZM111 248V247H110ZM113 248H111V249H113ZM117 248V249H118ZM188 248H191L190 246L188 247ZM192 248L190 249V250H192ZM198 248V247H197ZM197 248H195V249H197ZM49 249V248H48ZM77 249V248H76ZM75 249V250H76ZM93 249H96L95 247L93 248ZM92 249V252L94 251ZM98 249V248H97ZM97 249L95 250V251H97ZM144 249H145V247H144ZM143 249V250H144ZM150 249V248H149ZM175 249V248H174ZM177 249V248H176ZM175 249V250H176ZM182 249H184V248H182L181 247V250ZM186 249H187V247H186ZM114 251L116 250V249H113ZM128 250V249H127ZM179 249H177V252H179L178 251ZM200 250V249H199ZM16 251V250H15ZM47 251V250H46ZM87 251V250H86ZM88 251H90L91 252V250H89L88 249ZM104 251V252H105ZM113 251V252H114ZM151 251H153V250H151ZM187 251V250H186ZM189 251V250H188ZM213 251V250H212ZM45 252V251H44ZM90 252H88V255H90L89 253ZM103 252V258H105L106 259V257H107V255H109V252L107 253V251L105 252V253H107V255H106V257L104 256L105 255V253ZM118 252V251H117ZM144 252V251H143ZM147 252V251H146ZM174 252H176V251H174ZM182 252V251H181ZM184 252V251H183ZM183 252L181 253V254H183ZM209 252H210V250H209ZM214 252V251H213ZM6 253H8V252H6ZM12 253V252H11ZM86 253V252H85ZM85 253H84V255H85ZM94 254L96 253V252H93ZM140 253V252H139ZM185 254H186V252H184ZM191 253H193V254H195L194 253V250H193V252H191ZM190 253V254H191ZM198 253V252H197ZM201 253H202V251H201ZM36 254V253H35ZM34 254V255H35ZM53 254H54V252H53ZM53 254H50V255H53ZM67 254V253H66ZM92 254V253H91ZM176 254H178L179 255V253H176ZM175 254V255H176ZM184 254V255H185ZM189 254V253H188ZM203 254H204V252H203ZM46 255V254H45ZM65 255V254H64ZM111 255V254H110ZM133 255V254H132ZM139 255V254H138ZM174 255V254H173ZM174 255V257H176ZM187 255V254H186ZM206 255H207V253H206ZM5 256H7V255H5ZM16 256V255H15ZM181 256V255H180ZM180 256H177V257H180ZM183 256V255H182ZM199 256V255H198ZM34 257V256H33ZM52 257V256H51ZM73 257V256H72ZM132 257V256H131ZM146 257V256H145ZM167 257V256H166ZM193 257H194V255H193ZM192 257V258H193ZM197 257V256H196ZM200 257H201V255H200ZM50 258V257H49ZM82 258V257H81ZM94 258V257H93ZM101 258H102V256H101ZM114 258V256H112V258L111 259H113ZM136 258V257H135ZM142 258V257H141ZM164 258V257H163ZM189 258V257H188ZM191 258V260H193V259H195V258H193L192 259ZM211 258V257H210ZM91 259V258H90ZM107 259H109V258H107ZM138 259V258H137ZM144 259V258H143ZM165 259V258H164ZM176 259V258H175ZM183 259H186L185 258V256H184V258ZM46 260V259H45ZM85 260H87V258H85ZM95 260V259H94ZM101 260V259H100ZM104 259H102V262H104L105 263V261H103ZM161 260H162V258H161ZM177 260V259H176ZM179 261H180V259H178ZM190 260V258L188 259V261ZM200 260V259H199ZM198 260V262H197V264L198 263H200V261ZM203 260V259H202ZM39 261V260H38ZM83 260H81V262H82ZM88 261V260H87ZM169 261V260H168ZM184 261V260H183ZM188 261L186 262L187 264H188ZM41 262H43V261H41ZM50 262H51V260H50ZM49 262V263H50ZM55 262V261H54ZM86 262V261H85ZM89 262V261H88ZM98 262H100V261H98ZM107 262H109V261H107ZM110 262H112V260L110 261ZM109 262V263H110ZM126 262H127V260H126ZM126 262H124V263H126ZM134 262V261H133ZM135 262H136V259H135ZM137 262H138V260H137ZM136 262V263H137ZM152 262V261H151ZM191 262V261H190ZM190 262H189V264H190ZM203 262V261H202ZM8 263V262H7ZM11 263V262H10ZM21 263V262H20ZM34 263V262H33ZM40 263V262H39ZM44 263V262H43ZM42 263V264H43ZM87 263V262H86ZM91 263V262H90ZM109 263H106V264H109ZM150 263V262H149ZM177 263V262H176ZM12 264V263H11ZM18 264V263H17ZM45 264V263H44ZM84 264V263H83ZM87 264H89V263H87ZM100 264V263H99ZM103 264V263H102ZM113 264V263H112ZM119 264V263H118ZM131 264V263H130ZM139 264V263H138ZM165 264V263H164ZM201 264V263H200ZM208 264V263H207Z\"/></svg>","mask_w":264,"mask_h":264},{"label":"crops","instance_id":"0c3cea01","mask_svg":"<svg viewBox=\"0 0 264 264\" xmlns=\"http://www.w3.org/2000/svg\"><path fill=\"white\" fill-rule=\"evenodd\" d=\"M238 7L237 90L241 113L256 129L264 127V0H243Z\"/></svg>","mask_w":264,"mask_h":264},{"label":"water","instance_id":"95a60500","mask_svg":"<svg viewBox=\"0 0 264 264\" xmlns=\"http://www.w3.org/2000/svg\"><path fill=\"white\" fill-rule=\"evenodd\" d=\"M261 130H264V127H261V128H256V129H253L252 131H246V133H243L245 135H250V134H253V133H256V132H259ZM221 139H226V137H222ZM220 139V140H221ZM223 141H218L217 143H221Z\"/></svg>","mask_w":264,"mask_h":264}]
</instances>
